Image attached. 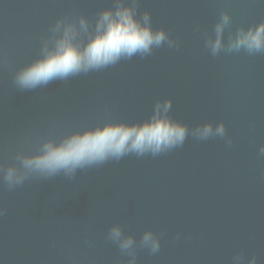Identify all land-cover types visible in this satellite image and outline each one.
Wrapping results in <instances>:
<instances>
[{
    "label": "water",
    "instance_id": "water-1",
    "mask_svg": "<svg viewBox=\"0 0 264 264\" xmlns=\"http://www.w3.org/2000/svg\"><path fill=\"white\" fill-rule=\"evenodd\" d=\"M114 4L0 0V165L49 139L142 124L157 111L189 134L182 146L130 153L73 179L0 184V264H128L107 239L115 225L137 242L146 231L160 237L157 253L137 248L136 264H234L241 254L242 264H264V52L233 47L264 23V0H136L137 18L148 12L152 28L165 31L160 47L31 91L17 87V73L62 34L63 25L53 31L57 21L73 23L86 42ZM221 122L226 137L196 138L198 128Z\"/></svg>",
    "mask_w": 264,
    "mask_h": 264
},
{
    "label": "clouds",
    "instance_id": "clouds-1",
    "mask_svg": "<svg viewBox=\"0 0 264 264\" xmlns=\"http://www.w3.org/2000/svg\"><path fill=\"white\" fill-rule=\"evenodd\" d=\"M133 5L125 6L123 0H115L114 8L104 10L89 32L85 42L76 26L67 19L57 21L53 31L62 34L52 41V46H45L42 58L21 69L15 84L21 90L31 91L45 86L57 79H67L94 69H101L116 64L122 58H131L139 53L145 56L153 47H160L167 39L164 30H154L151 26V14L145 12L137 18ZM228 17H224L227 23ZM81 28L88 32L89 25L82 18ZM217 33L222 32L223 25L217 26ZM219 37L213 45V53L219 50ZM233 47L246 48L250 53L264 52V23L241 33ZM167 108V106H166ZM197 139L226 137L223 122L213 129L211 123L198 128ZM189 134L187 126L173 121L159 112L142 124H108L85 132H77L63 140L49 139L40 144L34 153L21 151L15 156V165H0V184L14 190L31 178L49 179L63 173L65 178L73 179L78 169L100 166L109 160L134 153L143 156L147 153L158 155L162 152L182 146ZM231 145V139L227 140ZM260 157H264V147L260 148ZM4 209L0 208V216ZM107 239L118 244L122 253L130 259L128 264H136L137 248L149 249L157 253L161 248V239L152 231H146L137 242L133 236H125L121 226H113ZM244 256L234 257V264H242ZM250 264H256L252 257Z\"/></svg>",
    "mask_w": 264,
    "mask_h": 264
}]
</instances>
